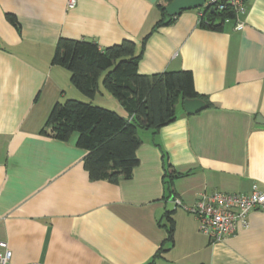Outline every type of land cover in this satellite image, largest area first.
I'll use <instances>...</instances> for the list:
<instances>
[{"label":"crops","instance_id":"1","mask_svg":"<svg viewBox=\"0 0 264 264\" xmlns=\"http://www.w3.org/2000/svg\"><path fill=\"white\" fill-rule=\"evenodd\" d=\"M159 2L0 0V242L15 264H146L160 248L157 264H264V209L213 243L175 204L264 189V0L248 1L240 28L204 29L190 9L152 31ZM61 37L101 48L132 40L141 74L192 71L205 107L189 114L184 99L173 122L139 129L148 133L130 178L91 180L77 133L63 141L41 132L54 104L77 95L70 72L52 63Z\"/></svg>","mask_w":264,"mask_h":264},{"label":"trees","instance_id":"2","mask_svg":"<svg viewBox=\"0 0 264 264\" xmlns=\"http://www.w3.org/2000/svg\"><path fill=\"white\" fill-rule=\"evenodd\" d=\"M171 1L160 0L157 4L161 18L152 31L171 24L177 17L166 13L165 6ZM198 9L202 12L199 25L204 29L222 30L226 19L233 21L236 16L230 10ZM7 18L18 26L14 15L7 14ZM141 57L136 43L129 39L105 48L86 39L61 37L57 42L52 63L70 72L72 85L93 99L102 80L106 90L127 112L125 117L117 111L75 98L54 104L41 132L63 141L77 133V146L88 151L83 166L91 180L117 184L130 178L139 163L137 149L142 140L138 130L156 131L176 119V106L180 101L205 98L195 89L192 71L141 74L138 71ZM167 186L170 188V181ZM165 225L168 240L173 242L174 219L170 211ZM165 251L160 248L156 257ZM155 258L146 264H157Z\"/></svg>","mask_w":264,"mask_h":264},{"label":"built area","instance_id":"3","mask_svg":"<svg viewBox=\"0 0 264 264\" xmlns=\"http://www.w3.org/2000/svg\"><path fill=\"white\" fill-rule=\"evenodd\" d=\"M249 0H206L203 8L211 10H230L235 13L236 28L242 27L241 16L247 12ZM78 0H67L68 9L76 7ZM202 16V12L199 14ZM229 18L226 22H229ZM176 207H181L198 220L199 230L207 235L213 243L234 235L239 228L249 225V216L256 209H264V189L252 185L250 192H203L191 205L175 199ZM0 264H15L12 250L7 242L1 241Z\"/></svg>","mask_w":264,"mask_h":264},{"label":"water","instance_id":"4","mask_svg":"<svg viewBox=\"0 0 264 264\" xmlns=\"http://www.w3.org/2000/svg\"><path fill=\"white\" fill-rule=\"evenodd\" d=\"M206 0H173L165 6L166 13L171 16H176L184 10L198 9L203 6ZM183 107L189 114L198 112L205 107V102L201 99H185ZM258 121L264 122L261 116Z\"/></svg>","mask_w":264,"mask_h":264},{"label":"rangeland","instance_id":"5","mask_svg":"<svg viewBox=\"0 0 264 264\" xmlns=\"http://www.w3.org/2000/svg\"><path fill=\"white\" fill-rule=\"evenodd\" d=\"M72 87H75V86H72ZM72 89H75L77 95H75L76 97H74V95H71L72 93L70 92V90H68L69 92L68 98H75L80 101L91 102L93 104L117 111L121 115H125V111L123 110V108H120L121 106L119 105V101L106 90V88L102 84V80L100 81V90L101 92L104 93V96L98 93L96 96V99H92V98L85 96L84 94H81V92H78L77 88H72ZM180 107H181V104H178V108ZM138 133L140 134L142 133L143 135V133H148V132H143L142 130H138Z\"/></svg>","mask_w":264,"mask_h":264}]
</instances>
